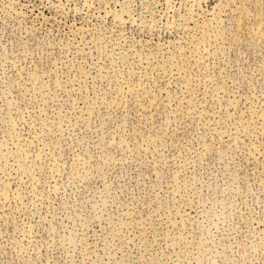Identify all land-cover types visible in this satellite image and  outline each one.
Listing matches in <instances>:
<instances>
[{
	"label": "rangeland",
	"instance_id": "rangeland-1",
	"mask_svg": "<svg viewBox=\"0 0 264 264\" xmlns=\"http://www.w3.org/2000/svg\"><path fill=\"white\" fill-rule=\"evenodd\" d=\"M0 264H264V0H0Z\"/></svg>",
	"mask_w": 264,
	"mask_h": 264
}]
</instances>
